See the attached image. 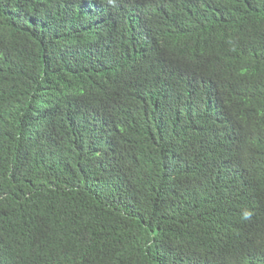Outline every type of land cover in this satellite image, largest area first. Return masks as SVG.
Segmentation results:
<instances>
[{"label": "trees", "instance_id": "1", "mask_svg": "<svg viewBox=\"0 0 264 264\" xmlns=\"http://www.w3.org/2000/svg\"><path fill=\"white\" fill-rule=\"evenodd\" d=\"M0 264H264V0H0Z\"/></svg>", "mask_w": 264, "mask_h": 264}]
</instances>
